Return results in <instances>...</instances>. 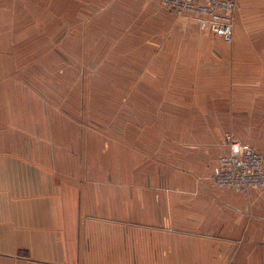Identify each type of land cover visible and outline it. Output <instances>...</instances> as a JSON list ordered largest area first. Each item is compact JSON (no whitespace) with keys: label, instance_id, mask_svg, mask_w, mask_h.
<instances>
[{"label":"rangeland","instance_id":"374dc122","mask_svg":"<svg viewBox=\"0 0 264 264\" xmlns=\"http://www.w3.org/2000/svg\"><path fill=\"white\" fill-rule=\"evenodd\" d=\"M151 2L174 18L154 13L152 35L135 0L64 3L69 13L56 47L26 42L22 17L9 22L14 47H0V161L11 154L32 179L49 174L57 183L118 187L126 221L110 224L111 232L128 235V254L130 239L134 248L140 233L153 234L136 246L142 255L135 257L166 264L183 260L166 253L186 248L190 234L215 247L211 237L224 225L216 229L209 221L217 217L216 204L229 200L226 190L264 194V79H246L253 71L264 75V63L255 52L251 64L232 65L230 58L244 14L256 29L252 40L264 39L255 16L264 0H204V22ZM46 19L30 17L32 39L49 38L43 30L50 22L40 24ZM212 24L230 27L233 40ZM168 39L177 44L167 48ZM200 39L221 48V60L204 56ZM205 74L218 79L202 81ZM1 178L0 172V188ZM31 185V196H40L34 190L40 184Z\"/></svg>","mask_w":264,"mask_h":264},{"label":"crops","instance_id":"0c3cea01","mask_svg":"<svg viewBox=\"0 0 264 264\" xmlns=\"http://www.w3.org/2000/svg\"><path fill=\"white\" fill-rule=\"evenodd\" d=\"M69 1L71 3V0H0V47H14V38L9 37L13 32L9 22L14 24L16 16L22 17V32L26 42L38 40L42 42V47L52 44L56 47L57 41H62V17L69 13L63 11L64 3ZM135 2L145 17V23L150 24L151 35L154 31V13L156 17L170 23L174 20L170 13L154 6V2ZM88 12L94 13L91 9ZM102 14H111V9L104 10ZM34 16L50 18L40 23L50 22V28L43 30L44 33H49V38H46V34L32 39L30 17ZM255 16L258 21L256 24L262 25L258 29L264 35V11L261 14L256 12ZM9 17L13 19L10 20ZM255 30L249 14H244L242 29L239 26L234 41L230 43L232 65H238L239 62L251 64L252 52L264 63V39L252 40ZM39 32H42L41 29ZM43 36L44 39H41ZM199 43L204 56L220 60L224 56L221 48L212 41L200 39ZM175 44L177 42L174 39H168L165 45L171 48ZM183 45L187 48L186 42ZM184 51L188 54V50ZM207 51H212L213 55L207 56ZM200 54L199 52V58L203 59ZM184 57L186 54L181 59ZM254 72L246 79H264V75L254 76ZM210 74H205L201 80L218 79ZM6 155L0 161V172L4 177L1 180L6 179V183L0 188L4 192L0 195V264H142V258L135 255L141 254L138 248L141 249L144 236H151V239L154 235L140 233V245L134 244V248L130 239L129 248L134 253L128 254V235L111 232L110 224L120 226L126 221L125 208L119 203L122 199L124 201V196L118 187L112 189L110 184H97L96 187V184L81 181L76 184L57 183L49 174L43 176L45 180H39L37 176L32 179L29 168L16 169L14 157L8 153ZM31 183L40 184L34 190L45 196L33 198L30 194L33 189ZM226 192H230L226 195L229 200H221L222 204H216L217 217H212L209 221L216 229L219 224L224 225L220 234L211 237L218 240L215 247L208 242V237L190 234L186 248L171 251L174 249L172 248L166 253L170 251V255L184 256L183 260L174 259V264H264V194L246 196L234 190ZM117 193L119 195H115ZM110 200L118 202L119 207H112L114 204H109ZM238 241L242 243L236 248L235 243ZM154 250L157 251V248ZM127 255L131 257L128 260ZM156 261L154 264H165L163 260L160 261V257ZM174 261L169 263L166 260V264Z\"/></svg>","mask_w":264,"mask_h":264},{"label":"built area","instance_id":"2783aa9c","mask_svg":"<svg viewBox=\"0 0 264 264\" xmlns=\"http://www.w3.org/2000/svg\"><path fill=\"white\" fill-rule=\"evenodd\" d=\"M156 1V0H151ZM162 6L169 11H175L178 9L179 13H182L183 10H187L185 14H188L190 18L198 19L199 21L204 22L201 20L202 15L207 8L203 5L204 0H160ZM187 15V16H188ZM212 31L221 34L226 42H231L233 40V34L230 27L227 28H220L216 27L215 24L211 26Z\"/></svg>","mask_w":264,"mask_h":264}]
</instances>
